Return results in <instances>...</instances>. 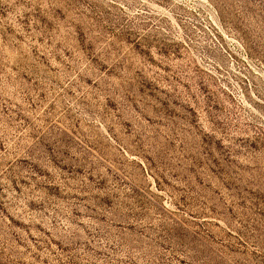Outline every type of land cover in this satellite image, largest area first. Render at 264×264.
<instances>
[{
  "label": "rangeland",
  "instance_id": "1",
  "mask_svg": "<svg viewBox=\"0 0 264 264\" xmlns=\"http://www.w3.org/2000/svg\"><path fill=\"white\" fill-rule=\"evenodd\" d=\"M0 264H264V0H0Z\"/></svg>",
  "mask_w": 264,
  "mask_h": 264
}]
</instances>
